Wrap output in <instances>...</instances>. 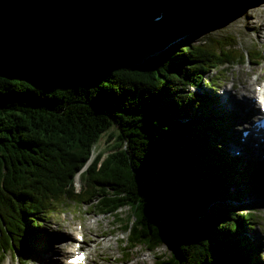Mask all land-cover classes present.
<instances>
[{"label": "trees", "instance_id": "1", "mask_svg": "<svg viewBox=\"0 0 264 264\" xmlns=\"http://www.w3.org/2000/svg\"><path fill=\"white\" fill-rule=\"evenodd\" d=\"M174 5L0 0V263L6 253L20 259L33 225L73 203L111 215L127 257L171 238L173 251L154 264H264L240 234L256 212L219 205L243 173L224 150L226 131L189 118L188 107L213 108L206 94L186 95L207 72L215 88L226 66L264 53L233 36L166 47L202 25L175 29ZM104 135L114 138L108 153L95 152Z\"/></svg>", "mask_w": 264, "mask_h": 264}, {"label": "rangeland", "instance_id": "2", "mask_svg": "<svg viewBox=\"0 0 264 264\" xmlns=\"http://www.w3.org/2000/svg\"><path fill=\"white\" fill-rule=\"evenodd\" d=\"M256 1L257 0H178V5H174L173 7L176 24L175 29H179V27L188 29L191 25L200 22L202 25L195 31L185 34L182 38L174 36L166 47L171 46L172 43L178 44L188 39H194L196 43L198 40L207 36H233L235 37L236 44L241 49L251 52L253 50H262L264 53V38L261 37V31H264V18L260 17L261 14H264V2H262V4L260 1L255 4ZM247 12L251 13L254 18L246 19L245 14ZM154 28L155 25L150 27V31ZM226 68L225 74L227 76L225 80L220 81L219 87H217L219 90L218 94L222 93L220 90L229 83H234L236 88L234 91H228V94H230L232 98L239 95L240 91L257 92L261 84L264 83V60L258 64H253L246 59L240 64L226 66ZM210 73L209 71L204 74L205 78L196 82V84L187 91L186 95H188L187 101L189 103L192 102L193 98V96H189L188 93L190 92L193 94L199 93V95L207 94L210 96V99L213 98L218 102L223 101V99H220L221 97L217 96V93L209 92L211 88L205 85L208 83ZM227 79L228 82H226ZM220 104L221 105H217V108L214 107L211 114L204 116L200 115L198 112L196 113L194 108L188 107L187 112L188 115H190L189 118L200 122L203 120L210 121L217 124L220 130L228 132L226 117L229 116H226L223 112V102ZM228 112L230 113V111ZM172 117L178 122L182 121V115H172ZM229 131H231V133L234 131L233 134L237 132L234 136L236 137L235 141H237V137H239L241 132L233 130L232 128H230ZM231 133H229V135ZM107 139V136L104 135L97 145L95 152L101 149L104 153H108L109 145H111L114 138H111L109 142H107ZM229 158L231 157L229 156ZM237 165L240 166L239 169H241L243 173L240 174V176L235 175L226 183L227 197L230 199H227L223 203H219V205L226 209L240 206L242 208H250L252 211L256 212L258 216L256 223L249 225L242 224L240 227V234L250 238L252 242L251 247L255 244L260 245L261 253L264 255V189L261 188L257 181L259 175L264 177V165L247 166V161L244 160L237 161ZM245 166L252 167L253 169L245 168ZM75 181V189L79 190L80 184L78 179L76 178ZM235 197L239 198L237 202L233 199ZM61 211L64 212V215H60ZM128 212V208H124L121 211L122 214ZM238 212L239 214L242 213V209H238ZM49 218L50 221L45 219L43 223L40 222V226L33 225L32 230L35 236L34 243L24 249L25 253L20 259L12 253H6L0 264H41L43 256L48 261L52 260L57 262L59 259H62L63 261L61 264H64L66 254L73 244L74 235L79 229L88 250L91 251L90 255H88V261L86 262L88 264H154L155 256L162 254L168 255L173 251L170 239H167V242L155 251H148L144 247H137L132 250L127 257L123 244L126 235L120 233V230L115 225L114 218L111 215H98L93 208L89 207L87 204L78 206L71 203L62 208L59 207L57 212L51 214ZM52 222L57 224L55 225ZM65 233L69 235L66 244H64L65 242L62 238V235ZM38 239H49L47 242H40V244L48 243L46 245L48 250L46 249L44 251L45 253L39 252ZM60 245L63 247V256H60L56 252ZM246 253L250 255L251 251L246 250Z\"/></svg>", "mask_w": 264, "mask_h": 264}, {"label": "bare ground", "instance_id": "3", "mask_svg": "<svg viewBox=\"0 0 264 264\" xmlns=\"http://www.w3.org/2000/svg\"><path fill=\"white\" fill-rule=\"evenodd\" d=\"M261 1V3L262 2H264V0H257L256 2H255V4H257V3H259ZM247 4V3H246ZM263 4V3H262ZM245 17H246V19H251V18H254L253 17V15L251 14V13H246L245 14ZM260 17L261 18H264V14H261L260 15ZM263 28V27H262ZM261 37H263L264 38V31H261ZM262 88L264 89V84L262 85ZM217 96H219V97H221L220 99H223V101H221V102H219L218 104L219 105H221L220 103H222L223 102V104H222V109H223V111L224 112H226L225 114H226V116H229V117H231V114L234 112H237V111H241V112H243V113H246L247 115H250V114H253L254 113V111L257 109V102H256V100H255V97H256V92H251V91H248V92H246V91H240L239 92V95H237V97H235V98H232L231 97V95L230 94H228V92H222V93H220V94H217ZM230 103V104H229ZM228 111H230V113L228 112ZM215 113V112H214ZM227 121V120H226ZM238 130V129H237ZM236 130V131H237ZM233 135H236V133L235 134H233ZM236 138V137H235ZM253 142V140H251V139H248V140H246L245 142H241V141H239V150H240V152L244 149V144H248V146H250L251 145V143ZM236 144V143H235ZM247 151L250 153L249 155H248V158H249V161H252V162H254V161H256V162H260V163H264V156H262V155H260V154H257L258 153V150H256V148H254V147H252L251 148V151L250 150H248L247 149ZM244 155H246V154H244ZM78 179V178H77ZM76 180V179H75ZM78 181H79V179H78ZM78 232V231H77ZM101 232V231H100ZM62 238H63V241L65 242L64 244H66L67 242H68V239H69V235L68 234H63L62 235ZM49 239H47L46 240V242L48 241ZM45 242V243H46ZM39 243V252H42V253H45L44 251L47 249L48 250V248L46 247V245L48 244V243H46V244H40V242H38ZM63 244V243H62ZM63 244V245H64ZM52 250V249H51ZM50 250V251H51ZM57 254H59L60 256H63V247L60 245V246H58V248H57ZM38 259V258H37ZM36 259V260H37ZM63 260L62 259H59V261H57V262H55V261H52V260H50V261H48L46 258H44V256H43V258H42V262H41V264H61V262H62Z\"/></svg>", "mask_w": 264, "mask_h": 264}, {"label": "water", "instance_id": "4", "mask_svg": "<svg viewBox=\"0 0 264 264\" xmlns=\"http://www.w3.org/2000/svg\"><path fill=\"white\" fill-rule=\"evenodd\" d=\"M167 239H170V243H171V245L174 247L173 240H172L171 238H167ZM167 239H166L165 242H167ZM173 249H174V248H173Z\"/></svg>", "mask_w": 264, "mask_h": 264}]
</instances>
